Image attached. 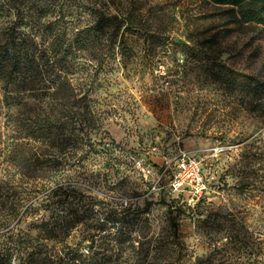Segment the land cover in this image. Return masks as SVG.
Listing matches in <instances>:
<instances>
[{"label":"rangeland","instance_id":"374dc122","mask_svg":"<svg viewBox=\"0 0 264 264\" xmlns=\"http://www.w3.org/2000/svg\"><path fill=\"white\" fill-rule=\"evenodd\" d=\"M18 3L0 0V43L14 23L38 52L92 23L95 3L125 22L73 53L69 100L48 105L62 79L51 61L25 109L9 113L0 90V264H264V32L226 25L213 0ZM65 109L92 147L10 144L17 120ZM179 151L202 160L209 185L194 207L150 191Z\"/></svg>","mask_w":264,"mask_h":264},{"label":"trees","instance_id":"16d2710c","mask_svg":"<svg viewBox=\"0 0 264 264\" xmlns=\"http://www.w3.org/2000/svg\"><path fill=\"white\" fill-rule=\"evenodd\" d=\"M13 2H19V9L17 7L16 10L20 11L23 0H13ZM213 2L218 7H226L223 11L226 25L236 27L247 24L248 26L259 27L260 31L264 32V0H213ZM0 6V8H5L7 12L9 11L6 4ZM100 8L102 7L98 3H95L93 5L95 20L78 30L67 43L54 45L53 48L47 49L48 51L38 52L37 49L28 44L24 36L16 35V32H14L16 28L14 23L10 27L7 26L4 28L8 32L12 29V32L15 33L12 34L10 32L7 34L5 41H1L0 43V90L3 95L1 102L7 107L9 113H12V109L15 107L24 106L23 109H25L28 105L22 101L21 93L39 91L42 88L41 85H45V70L39 66L42 60V64L46 63V61H51V64L55 65L54 68L62 74V79L59 78L60 81L56 86L55 82H53L48 87H56L54 91L47 94V100H49L48 105H55L57 97L59 98L61 92L63 93L62 99L69 100L68 93H71V86L67 76L72 72L71 59L73 53L77 50H85V43L90 39L92 40V38L99 41V39H103L106 33L110 32L113 35L125 22L120 16L111 14L110 12L102 10L103 8ZM126 23L127 25L125 27L135 26L132 23ZM230 29H222V33L228 32ZM214 40H219L218 34H215ZM41 101L44 100L41 98L39 102ZM66 103L68 102H64V104ZM17 121L19 123L16 130L17 135L10 137V144L15 147H22L24 145L23 141L25 140L35 144L43 140H49L50 137L51 140L56 137L58 139L59 153L61 156L66 157L75 145L93 146L89 138V133L85 131L80 135L73 116L66 109L58 116L51 112L47 113L46 116L38 115L32 123L27 122L26 119L23 120L24 122L22 124L19 120ZM66 167L63 164L58 170L66 172L68 170ZM47 168L50 169V167ZM59 183L56 181L55 187L51 190H49L50 186L46 185V190L49 191L42 196V198L44 197L41 200L42 202L56 195V190L63 188V185ZM180 196L178 195L176 198L179 199ZM181 197L183 198V196ZM35 203L37 201L31 203L29 207Z\"/></svg>","mask_w":264,"mask_h":264},{"label":"built area","instance_id":"2783aa9c","mask_svg":"<svg viewBox=\"0 0 264 264\" xmlns=\"http://www.w3.org/2000/svg\"><path fill=\"white\" fill-rule=\"evenodd\" d=\"M169 176L166 186L161 185V177H159L151 184L150 191L160 195L167 189L168 193L183 196L187 204L194 207L204 198L209 189L208 182L202 173V160L188 151L178 152L175 166Z\"/></svg>","mask_w":264,"mask_h":264},{"label":"water","instance_id":"95a60500","mask_svg":"<svg viewBox=\"0 0 264 264\" xmlns=\"http://www.w3.org/2000/svg\"><path fill=\"white\" fill-rule=\"evenodd\" d=\"M177 42H178V43H181V44H183V45H188V43H187L185 40L181 39V38H178V39H177Z\"/></svg>","mask_w":264,"mask_h":264}]
</instances>
